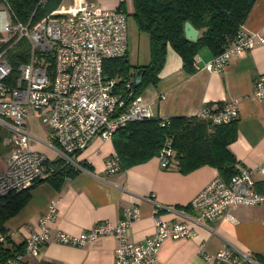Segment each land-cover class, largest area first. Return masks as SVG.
Listing matches in <instances>:
<instances>
[{
  "label": "built area",
  "instance_id": "built-area-1",
  "mask_svg": "<svg viewBox=\"0 0 264 264\" xmlns=\"http://www.w3.org/2000/svg\"><path fill=\"white\" fill-rule=\"evenodd\" d=\"M127 12L121 7L95 8L79 0L65 13L36 22L16 20L10 7L0 1V127L7 132L9 150L5 168L0 171V198L11 191L29 187L46 172L54 170L53 160L32 149L33 135L27 118L37 113L50 130L51 141H43L73 168L84 170L87 162L78 155L93 136L109 140L122 126L153 116L149 106L131 82L122 92L113 77L104 72L107 59L124 56L128 48ZM25 41L29 57L15 64L14 46ZM264 36L243 29L204 67L220 71L233 55L250 50ZM251 99L264 100V73L252 82ZM235 100L220 108L203 106L195 114L211 123H228L238 118ZM165 121L161 122L164 124ZM172 150L169 143L158 158L167 167ZM116 153L105 162L108 173L121 170ZM264 172V165L259 166ZM160 207L153 195L144 197ZM264 204V190L255 187L251 172L240 169L230 180L213 177L190 200L195 216L184 215L180 221H166L154 215V231L141 241L128 240V229L139 217L138 206L126 207L115 222L98 221L86 230L72 234L61 229L52 231L49 223L56 218V203L50 201L39 219V228L24 240L23 253L36 255L40 246L53 237L64 244L81 246L98 236L112 234L117 239L112 264H159L157 252L166 238H193L194 224L204 225L240 205ZM3 236L0 235V240ZM198 253L213 264H260L234 245L208 252L204 243ZM22 254L3 264H18Z\"/></svg>",
  "mask_w": 264,
  "mask_h": 264
},
{
  "label": "crops",
  "instance_id": "crops-1",
  "mask_svg": "<svg viewBox=\"0 0 264 264\" xmlns=\"http://www.w3.org/2000/svg\"><path fill=\"white\" fill-rule=\"evenodd\" d=\"M103 2L105 7L114 8L122 1ZM242 29L264 36V0H255ZM212 57L208 49L201 48L194 58L195 69L188 72L179 54L168 46L158 79L144 92L143 100L153 116L161 118L195 115L205 105L235 100L239 109L237 136L228 148L238 160L239 169L249 170L255 187L264 190V172L259 170V166L264 165V100L250 98L254 78L264 73V43L256 42L250 50L231 56L220 71L204 67ZM31 117L40 119L33 111L28 116ZM40 131L41 136L31 132L32 149L55 160L56 153L43 142L52 140L50 130L42 128ZM114 153L112 138L104 140L93 136L78 155L87 162L84 170L73 178H66L59 188L47 181L37 183L30 191L28 202L6 221L11 243L24 242L39 228L40 216L50 201L57 207L56 218L49 223L52 231L61 229L72 234L98 221L115 222L124 208L138 206L139 217L128 229V240L141 241L154 231V215L169 222L180 221L184 215L195 216L190 200L218 175L217 169L210 165L187 173L180 172L175 164L162 167L158 156L108 173L105 162ZM8 155L7 145L0 143V171L5 168ZM150 195L160 206L158 210L154 203L144 199ZM193 227L196 231L193 238L163 240L157 252L159 264H213L198 253L201 242L208 252L231 244L248 254L264 255V204L240 205L204 225L194 224ZM117 243L112 234L98 236L81 246L60 243L53 237L40 246L36 255L24 253L18 264H112Z\"/></svg>",
  "mask_w": 264,
  "mask_h": 264
},
{
  "label": "trees",
  "instance_id": "trees-1",
  "mask_svg": "<svg viewBox=\"0 0 264 264\" xmlns=\"http://www.w3.org/2000/svg\"><path fill=\"white\" fill-rule=\"evenodd\" d=\"M6 3L16 20L36 22L53 15L60 0H0ZM255 0H132V16L139 31L149 38L150 59L147 64L130 65L127 52L124 56L107 59L104 72L116 80L122 92H126L125 82H131L134 95L141 93L147 84H154L158 72L164 64L167 47L171 46L181 57L183 68L192 72L194 58L198 51L206 47L214 56L222 52L242 30V25ZM120 6H124L120 3ZM189 21L198 29L195 41L184 35V22ZM26 42L14 46L15 64L29 57ZM142 72V80L134 85L135 71ZM223 105L217 102L213 110ZM164 122L162 124L161 122ZM237 119L215 124L196 115H179L168 118L151 116L131 121L120 127L113 135L115 153L122 168L147 161L158 156L168 142L172 150L168 165L175 164L182 173L190 172L202 165L217 169L225 181L235 175L239 162L228 145L236 139ZM54 170L46 172L29 187L11 191L0 198V264L18 254H24V242L11 243L6 221L23 207L31 196V189L40 181H47L59 188L66 178H73L80 171L56 158ZM249 256L264 264V255L250 253ZM38 264H51L39 262Z\"/></svg>",
  "mask_w": 264,
  "mask_h": 264
},
{
  "label": "rangeland",
  "instance_id": "rangeland-1",
  "mask_svg": "<svg viewBox=\"0 0 264 264\" xmlns=\"http://www.w3.org/2000/svg\"><path fill=\"white\" fill-rule=\"evenodd\" d=\"M104 0H95L94 2H88L92 5V7L97 8H107L104 5ZM124 6H121L127 12V40H128V48H127V59L128 63L132 66L134 65H143L147 64L150 59V51H149V38L148 34L144 31H139L136 27L135 20L132 16V0H121ZM75 0H60L57 9L55 12L57 14L65 13L69 6L72 5ZM75 4V3H74ZM73 4V5H74ZM207 50L206 47H203ZM152 84H147L141 90L139 94L142 98L144 96V92L152 87ZM30 123V128L32 134L40 135V130L42 128L47 127L41 122L38 118H28ZM7 132L4 128L0 127V143L2 145H6L7 142Z\"/></svg>",
  "mask_w": 264,
  "mask_h": 264
},
{
  "label": "water",
  "instance_id": "water-1",
  "mask_svg": "<svg viewBox=\"0 0 264 264\" xmlns=\"http://www.w3.org/2000/svg\"><path fill=\"white\" fill-rule=\"evenodd\" d=\"M184 35L187 39L195 41L198 37V29L194 27L189 21L184 22ZM142 80V72L138 70L134 73V85L138 86Z\"/></svg>",
  "mask_w": 264,
  "mask_h": 264
}]
</instances>
